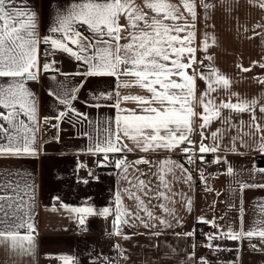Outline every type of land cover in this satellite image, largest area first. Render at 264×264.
Segmentation results:
<instances>
[{
  "label": "snow or ice",
  "instance_id": "obj_1",
  "mask_svg": "<svg viewBox=\"0 0 264 264\" xmlns=\"http://www.w3.org/2000/svg\"><path fill=\"white\" fill-rule=\"evenodd\" d=\"M219 2L221 7H231L225 0ZM249 2L264 10V0ZM199 7L203 8L204 18L207 19L209 10L215 5L211 0H201ZM197 8V0H82L80 3L73 2L66 11L58 10L53 26L48 29L52 35L41 37L38 13L24 0H0V78L10 80L0 83V158L35 157L41 152L37 136L40 117L36 94L26 87L28 82H38L41 75L56 81V87L49 89L48 95L63 109L54 116L43 117V120L45 123L55 120L52 127L59 129L65 118L69 123H73V117L75 123L89 121L88 113L79 111L74 105L87 78H111L113 83L110 87L97 88L81 101L85 107L112 111V116L104 122L106 126L95 129L99 138L90 137L86 152L102 155L103 160L109 162L120 179L127 183V187L114 193V208L84 206L67 210L76 214L81 226L90 216L113 217L112 235L122 236L125 241L132 237L123 232V226L138 223L145 229H151L158 223L162 228H171V221L165 217H171L179 225L181 222L175 208L170 205L175 204L179 196L191 211L192 200L177 192L174 182L183 181L193 187V167L197 161L206 162L204 154L221 152V142L225 137L232 145L229 151L235 152L237 140L241 147H248L245 137L264 134V126L256 118L257 111L264 115V98H241L230 91V77L210 66H206L207 71L199 67L204 60L198 59V48L206 54L204 59L212 58L207 55L209 44L206 34L203 43L196 44ZM255 28L261 30L256 35H264V25L257 23ZM41 44L50 46L52 52L48 55L59 52L73 58L83 67V71L74 75L83 79L71 87L67 80L58 81V75L67 77L69 74L56 68L54 59H41ZM253 66L264 69V61L253 62ZM237 67L241 72L252 70L242 65ZM255 79L264 86V79ZM198 81L204 83L203 89ZM130 88H138L145 94H126L122 91ZM219 91H223L227 98L213 95ZM232 97H235V102ZM130 102L136 107L125 106ZM229 113H246L250 120L247 124L242 120L237 124ZM214 122L220 126L209 131ZM232 132L235 135H231ZM197 133L199 141L193 139ZM54 139L58 141L59 138ZM209 139L211 143H205ZM258 139L260 142L256 150L264 153V135H259ZM126 141H131L132 146ZM136 150L145 154L179 151L187 166L173 159L153 161L146 156L129 161L126 154ZM211 162L227 164L219 155H214ZM139 165L148 166V170H142ZM97 166L108 165L98 162ZM78 167L85 166L81 163ZM259 171L264 172V169ZM227 173L232 175L231 166L227 167ZM10 174L9 169L0 170V243H9L20 254L34 257L38 234L32 219L34 200L29 203L19 194L18 184L2 179ZM88 174L92 175L91 172ZM197 174L203 183V173L197 170ZM82 182L88 183L87 180ZM252 187H264V184L240 182L241 190ZM205 188L211 191L206 183ZM125 197L133 201V208L124 204ZM154 208L161 209L165 216H156ZM261 210L264 211V208ZM197 222L214 230L206 234L208 243L205 246L209 250L226 251L220 244L211 243L220 239L242 241L259 237L260 243L264 244V230H245L241 223L238 231L231 227L225 231L216 219L204 216ZM25 228L27 231L21 234L20 229ZM160 234L151 233L154 237ZM176 235L191 237L193 233ZM114 248L124 260L129 259L118 244H114ZM252 250L259 249L252 245ZM60 259L63 264H72L73 260L70 256ZM188 259H194V252L188 254ZM105 264H113V261L107 259ZM198 264L210 262L201 257Z\"/></svg>",
  "mask_w": 264,
  "mask_h": 264
},
{
  "label": "crops",
  "instance_id": "obj_2",
  "mask_svg": "<svg viewBox=\"0 0 264 264\" xmlns=\"http://www.w3.org/2000/svg\"><path fill=\"white\" fill-rule=\"evenodd\" d=\"M29 7L38 13L39 35H52L48 29L53 26L55 13L58 10L66 11L73 2L80 3L82 0H24ZM215 5L209 10L207 19L204 18V10L199 7L201 0H197L196 20V44L201 45L205 34L208 38L209 50L207 55L211 60L204 59L205 53L197 51L199 60H204L199 65L205 71L210 66L218 72L225 74L232 80L231 92L238 94L244 99L264 98V86L258 84L255 78L264 79V69L253 66V62L264 61V35H256L261 30L255 28L257 23L264 25V10L254 6L249 0H225L230 8L221 7L219 0H211ZM247 29V30H246ZM84 31L83 28L80 29ZM42 45V44H41ZM40 45V46H41ZM57 63L56 68L69 74L67 77L58 75V81H68V86L80 82L83 79L74 75L77 71H83L73 58L59 52L54 53L53 58ZM52 59V60H53ZM237 65L244 68L251 67L249 72H241ZM8 78H0V83H8ZM111 78H87L85 86L78 93L79 99L74 102L75 107L89 115L88 122L69 123L67 118L60 123L57 131L58 141H42V136L54 129L55 120L44 122L43 117L54 116L63 106L53 102V97L48 95L49 89L56 87V81L50 76L41 75L38 82H28L29 87L36 94L38 115L40 117L37 136L41 144V152L35 157L24 158H0V170L9 169L12 174L2 179L19 185V194L32 204V219L38 228L36 235L35 256L30 257L20 254L19 250L11 248L9 243H0V264H63L62 256L73 258L72 264H105L111 259L113 264H193L194 259L189 261L188 254L193 252L194 234L198 219L201 216L216 219L222 230L231 227L239 230L241 223L245 230H264V187H252L240 189V182L247 184H264V169L258 161L264 158V153L256 150L259 144V135L245 137L248 147H241L240 141H236L235 152L229 151L231 143L228 137L221 142L222 151L207 155L206 162H198L192 169L194 178L193 187H189L183 181L174 182V189L184 193L186 198L192 200L191 211L186 207L181 197H176V203L170 205L175 208L176 216L180 220L165 217L172 223L171 228H162L158 223L156 227L145 229L138 223L133 226H123V232L132 238L125 241L123 237L112 235L113 217L107 219L100 216L86 218L85 225L78 224L76 214L67 210L72 207L92 206L102 209L105 206L114 205V193L118 189L127 187V183L120 179L114 167L97 166V155L88 154L87 147L90 137L99 138L97 131L112 116L108 108L95 109L85 107L81 101L94 92L97 88H106L112 85ZM201 89L205 87L202 81H198ZM126 94H145L138 88L122 90ZM214 96L227 98L223 91L213 93ZM235 102V97H232ZM135 108L134 103L125 105ZM227 112V110H225ZM235 123L241 120L247 124L250 120L248 114L229 113ZM24 118V117H22ZM257 122L264 126V115L256 112ZM26 119V118H25ZM214 122L209 131L219 127ZM88 133V135H85ZM207 134V133H206ZM231 135H235L232 132ZM193 139L199 141L197 134ZM131 147V141H126ZM205 143H211L206 140ZM84 150V151H81ZM129 161L146 156L153 161L158 159H173L177 162L183 160V154L179 151L154 153H142L136 150L127 153ZM214 155H219L227 161V164H211L209 160ZM85 167H78V164ZM107 164V161L100 163ZM233 169L232 175H228L227 167ZM147 171L148 166L139 165ZM197 170L203 173L205 181L198 186ZM91 172L90 176L88 173ZM16 173H19L16 175ZM152 179V177H149ZM87 180L85 184L82 181ZM155 183V181L153 180ZM205 183L211 191H206ZM26 185L30 187H25ZM27 193L28 195H25ZM31 196V199L29 197ZM59 197V199H54ZM58 201L59 204H54ZM215 202V203H213ZM156 203V201H153ZM124 204L133 208L132 200L124 198ZM66 206V207H65ZM156 216H165L159 209H152ZM143 215V213H142ZM92 222L100 229L101 234L96 237L80 235V231ZM210 233L214 230L209 226ZM20 229L21 234L26 232ZM160 232L158 236L151 233ZM192 232L191 237L177 236V233ZM213 244H220L226 251H213L206 248L201 257H206L210 264H264V244L259 237L251 240L231 241L227 239L213 240ZM114 244L120 246L121 252L128 256L126 261L120 252L114 248ZM256 245L258 251L252 250ZM239 249V251H238ZM200 257V258H201ZM239 257V259H237Z\"/></svg>",
  "mask_w": 264,
  "mask_h": 264
},
{
  "label": "built area",
  "instance_id": "obj_3",
  "mask_svg": "<svg viewBox=\"0 0 264 264\" xmlns=\"http://www.w3.org/2000/svg\"><path fill=\"white\" fill-rule=\"evenodd\" d=\"M40 52H41V59H49L52 60L54 58V53H52L51 55H48V53H51L52 50L50 48V46H46V45H41L40 46ZM57 131L58 129L54 128L51 129L50 131H48L47 133H45L42 136V141L47 142V141H52L54 140L55 137H57ZM120 155V154H117ZM197 155H199V153H197ZM205 157H207V155H205ZM183 160H184V156H183ZM213 159L209 160V162L211 164ZM103 156L102 155H97V162L99 163H103ZM186 161V160H184ZM199 161H197L198 163ZM107 167H113L109 162H107ZM197 181H198V186L201 187V180L199 179V176H197ZM54 204H59L58 201L54 202ZM210 233V229L209 226H206L204 224H198L196 226V230H195V234H194V245L195 248H193V252H194V263L193 264H198V261L200 259V257L204 254L205 250H206V243H208V241L206 240V234ZM101 234L100 229L97 228L92 222H89L86 227H84L81 231H80V235L83 236H87V237H96L99 236Z\"/></svg>",
  "mask_w": 264,
  "mask_h": 264
},
{
  "label": "trees",
  "instance_id": "obj_4",
  "mask_svg": "<svg viewBox=\"0 0 264 264\" xmlns=\"http://www.w3.org/2000/svg\"><path fill=\"white\" fill-rule=\"evenodd\" d=\"M258 163L260 166H264V158H260Z\"/></svg>",
  "mask_w": 264,
  "mask_h": 264
}]
</instances>
